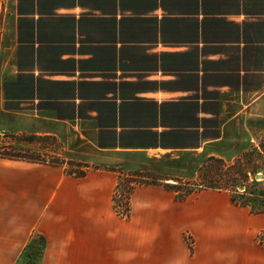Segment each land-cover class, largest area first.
I'll return each instance as SVG.
<instances>
[{"label": "crops", "instance_id": "obj_1", "mask_svg": "<svg viewBox=\"0 0 264 264\" xmlns=\"http://www.w3.org/2000/svg\"><path fill=\"white\" fill-rule=\"evenodd\" d=\"M5 131L54 136L86 171L2 158L0 264L34 233L40 264H264V212L167 187L264 135V0H0ZM128 178L155 182L124 218L113 196Z\"/></svg>", "mask_w": 264, "mask_h": 264}, {"label": "rangeland", "instance_id": "obj_2", "mask_svg": "<svg viewBox=\"0 0 264 264\" xmlns=\"http://www.w3.org/2000/svg\"><path fill=\"white\" fill-rule=\"evenodd\" d=\"M60 145L61 141L54 136H37L29 133L15 135L10 131L0 133V151L26 153L27 155L38 157L46 161L45 163L48 164H51V162H60L61 159H63L62 157H67L68 164L65 165L67 169L71 171H79L81 168L76 166H83V163L80 160L81 157L69 151L65 152L61 157L58 156L57 151L59 150ZM233 164L236 165L231 168L230 166ZM8 165H10L9 161L0 158V170L9 171L8 168H5ZM128 171L130 170H124L125 173ZM204 175V180L187 181L193 185L182 187L183 191H185V189H203L195 184L204 182L206 184L210 183L212 185L227 188L223 190H228L232 199L233 197H236L240 200H248V198L242 196L243 193H259L260 191H263L264 193V135L259 137L258 146L256 148L244 152L239 158L235 159L233 163L223 164L217 160H211L209 168ZM234 175L241 177L242 184L237 187L232 185L230 179ZM142 181L150 182V180ZM249 201L252 202L254 207H259L260 203L264 202V197L260 198L258 201H253L252 199H249ZM184 236L192 245L194 241L193 236L190 233H185Z\"/></svg>", "mask_w": 264, "mask_h": 264}, {"label": "trees", "instance_id": "obj_3", "mask_svg": "<svg viewBox=\"0 0 264 264\" xmlns=\"http://www.w3.org/2000/svg\"><path fill=\"white\" fill-rule=\"evenodd\" d=\"M0 157L1 158H8V159H21V160H27V161H32V162H43L45 163L46 161L34 157L31 155H27L26 153H19V152H12V151H0ZM211 160H217L221 163L222 160L220 159H211ZM61 161L57 162H51V164H59ZM234 165H231L230 167L233 168ZM76 167H81L79 171H71L69 169H65L67 173L73 174L75 176H83L85 174V169L82 168L81 165H77ZM231 182L232 185L237 187L241 185V177H238V175L232 176ZM155 181H142L140 179L136 178H128V179H119L115 194L113 196V206L115 211L117 212L118 215L124 218H128L130 216V194L133 191V189L141 184H149V183H154ZM192 184V183H191ZM190 183H182L181 181H178L175 184H167V187L173 191L176 192V198L178 200H184L187 198V196L195 191H198V189H185L183 191L184 186H189L191 185ZM193 185V184H192ZM195 185L199 186L200 188H212V189H227L223 186H216L212 185L210 183L206 184L204 182L202 183H196ZM242 196L244 198H248V200H240L237 199L236 197H233V201L235 204L242 205V206H247L249 207V210L251 213H260L264 212V202L260 203L259 207H254L252 202L249 201V199H252L253 201H258L260 198L264 197L263 191H260L259 193H243ZM246 196V197H245ZM251 197V198H249ZM264 230L261 231L258 234V241L260 244L264 245ZM190 249L192 248L191 243L187 241ZM46 244V239L42 234L39 233H34L29 242L24 246L20 257L16 261L15 264H40L41 259L44 254V248Z\"/></svg>", "mask_w": 264, "mask_h": 264}, {"label": "water", "instance_id": "obj_4", "mask_svg": "<svg viewBox=\"0 0 264 264\" xmlns=\"http://www.w3.org/2000/svg\"><path fill=\"white\" fill-rule=\"evenodd\" d=\"M258 176H260V175H258Z\"/></svg>", "mask_w": 264, "mask_h": 264}]
</instances>
